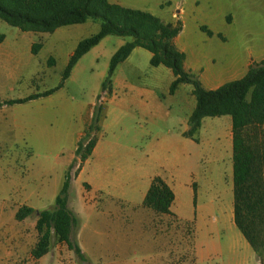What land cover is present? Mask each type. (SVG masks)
<instances>
[{"label":"rangeland","instance_id":"obj_1","mask_svg":"<svg viewBox=\"0 0 264 264\" xmlns=\"http://www.w3.org/2000/svg\"><path fill=\"white\" fill-rule=\"evenodd\" d=\"M110 1L147 10L164 22H182L176 46L206 61L202 71H193L206 88L240 77L248 35L264 29V0ZM202 23L226 40L201 32ZM99 26L98 19H88L46 33L22 31L0 19V264H257L253 250L248 246L247 252L239 243L236 234L243 236L232 219L230 117L205 116L197 140L185 137L195 106L192 85L180 83L170 93L171 70L151 65L149 51L141 47L117 65L111 92L102 89L111 55L131 36L101 38L53 93L6 102L58 85L77 42ZM33 42H41L36 54L31 53ZM217 71H223L218 78ZM99 106L102 120L92 132L101 136L98 154L80 174L78 160L69 169L67 206L78 218L70 237L84 259L53 234L48 252L35 259L31 249L38 239L37 211L53 205L78 132L83 137ZM102 150L111 153L104 170L97 160ZM154 175L172 178L173 208L186 220L141 205ZM90 176L113 184L118 195L125 179L127 197H94L83 182ZM22 205L34 211L16 220L14 213ZM193 245L198 249L194 259ZM262 259L264 264V250Z\"/></svg>","mask_w":264,"mask_h":264},{"label":"trees","instance_id":"obj_2","mask_svg":"<svg viewBox=\"0 0 264 264\" xmlns=\"http://www.w3.org/2000/svg\"><path fill=\"white\" fill-rule=\"evenodd\" d=\"M0 19L22 31L53 32L60 26L83 23L88 19L100 21L99 30L79 40L70 54L62 72L61 81L53 88L33 93L22 98L6 101L8 104L23 103L47 96L62 86L63 81L77 60L91 46L108 34L131 36L132 40L117 47L110 57L102 89L111 92V84L117 65L135 47L149 51V63L163 65L171 70L173 80L169 92L173 93L180 83L192 85L195 97L184 136L197 140L195 133L205 116L228 115L230 117L232 146V217L237 229L256 253L262 264L264 250V58L252 62L245 73L228 80L214 89L205 88L198 77L185 69V53L174 44V38L182 29L181 22H164L155 14L139 8L123 6L109 0H0ZM200 29L211 36L205 25ZM3 35L0 34V41ZM41 42L31 44V53L36 54ZM47 63L53 64L49 58ZM97 106V105H96ZM103 108L92 113L83 137L76 142L74 158L64 174L62 185L54 198L51 208L37 211L35 229L38 239L31 249L33 258L38 259L48 252L50 236L66 244L68 249L84 259L78 243L70 237L78 223L77 216L68 208L67 199L70 185L69 169L77 160L79 169L89 157L96 143L92 132L99 130ZM79 171V170H78ZM77 171V173H78ZM174 192L159 176L151 178L141 205L156 214L170 213ZM31 206L22 205L14 213L16 220H22L33 212Z\"/></svg>","mask_w":264,"mask_h":264},{"label":"crops","instance_id":"obj_3","mask_svg":"<svg viewBox=\"0 0 264 264\" xmlns=\"http://www.w3.org/2000/svg\"><path fill=\"white\" fill-rule=\"evenodd\" d=\"M110 1V0H109ZM110 2H114V3H118L117 1H110ZM118 4H120V3H118ZM121 5V4H120ZM177 11V8L175 9V12ZM229 17V16H228ZM230 21H232V18L230 17ZM172 23V22H171ZM173 24H175V22L173 23ZM181 24H182V22H181ZM201 25H205V24H199V30L201 31V32H203V33H205L206 34V32H204V31H202L201 29H200V26ZM208 29H210L211 31H212V35L211 36H214V35H216V36H218L222 41H225L226 40V38H225V35L224 34H222L220 31H216V30H214V29H212V28H210L209 26H207V25H205ZM182 30H183V24H182V29H181V31L177 34V36H175V38H174V44H175V46H176V39L178 38V36H179V34L182 32ZM207 35V34H206ZM207 36H209V35H207ZM248 42H250V44H249V47L246 49L247 50V52H248V58L247 59H244V62H243V72H242V74H240V77L245 73V71L247 70V68H248V66L253 62V61H258V60H261V59H263L264 58V53H261V50L262 49H264V29L263 30H260L259 32H254V33H250L249 35H248ZM253 44H255L254 45V47L252 48V45ZM261 45H263V46H261ZM177 48H178V46H176ZM179 50H181V51H183L184 53H185V50L183 49V48H178ZM149 55H150V53H149ZM254 55V56H253ZM203 63H206V61H204V60H202V57L200 56V55H191L190 57L189 56H187V54H185V59H184V67H185V69H187V70H190L191 72H193V71H195V70H200V71H202V65H203ZM232 71L236 74V73H238L237 72V69L236 68H234V69H232ZM223 73V71H217V72H214V75H215V77H220L221 76V74ZM239 78V77H238ZM112 82H113V78H112ZM201 82V81H200ZM222 83H224V82H219L217 85H214L213 87H211V88H207V89H214V88H216V87H218L219 85H221ZM201 84L203 85V83L201 82ZM206 88V87H205ZM142 106L144 107L145 105L144 104H142ZM90 120V119H89ZM88 120V121H89ZM87 121V122H88ZM86 122V123H87ZM81 132L82 131H80V132H78V135H77V140L79 139V136L81 135ZM102 140H101V136H99V137H97V140H96V143H95V145H94V147H93V149H92V152H91V154L89 155V157L83 162V164L81 165V167H80V169H79V171H78V173H77V175L78 174H80L81 172H83V170L85 169V166H86V164L89 162V160L90 159H93V158H95L96 157V155L98 154V147H99V144H100V142H101ZM77 142V141H76ZM76 147V146H75ZM110 155H111V153H108L107 151H105V150H102L101 152H100V157L99 158H97V160H98V163H100L99 164V166H101V169L102 170H104L105 168H106V162L110 159ZM74 158V155H73V157H72V159ZM72 159L70 160V162L72 161ZM69 162V163H70ZM155 176V175H154ZM153 177V176H152ZM151 177V178H152ZM169 186H170V188L173 190V192H174V200H173V202L171 203V205H170V213H168V214H165V215H170V216H173V217H175L176 219H178V220H186V219H184V218H182V217H180L179 216V214H178V212L176 211V210H174V208H173V206H174V204H175V201H176V192H175V189H174V187H173V180H172V178H168V177H166V176H160ZM151 178H150V180H151ZM150 180H149V182H148V184H147V186H146V188H145V190H144V192H143V196H144V194H145V192H146V190H147V188H148V186H149V183H150ZM83 182H85L87 185H88V187H89V190L88 191H93V194H94V197H95V195H97V194H99V195H106V196H109V197H111V198H117V199H125L126 197H127V192L125 191V189H126V186H127V183H126V181H125V179H124V181H123V194H120V195H118V194H116V187L113 185V184H111V183H109V184H104V183H102V182H100L99 181V179L97 178V177H95V176H90L88 179H86L85 181H83ZM143 196H142V199H143ZM79 212H77V214H78ZM155 213V212H154ZM156 214V213H155ZM78 217H79V215H78ZM232 219H233V217H232ZM189 221V220H188ZM193 231V230H192ZM192 234H193V232H192ZM242 235V234H241ZM236 236H237V239H238V241H239V243L242 245V247L247 251V252H250V251H248V250H250V249H248L249 247H250V245L247 243V241L244 239V237L242 238L239 234H236ZM195 238H196V236H195ZM245 240V241H244ZM249 246V247H248ZM192 248H193V259H194V257H196V255H197V253H198V249H197V247L195 246L194 247V245L192 246ZM251 248V247H250ZM252 249V248H251ZM253 250V249H252ZM254 252V251H253ZM254 254L256 255V253L254 252ZM256 257H257V255H256ZM257 260V264H260V261H259V259L257 258L256 259Z\"/></svg>","mask_w":264,"mask_h":264},{"label":"built area","instance_id":"obj_4","mask_svg":"<svg viewBox=\"0 0 264 264\" xmlns=\"http://www.w3.org/2000/svg\"><path fill=\"white\" fill-rule=\"evenodd\" d=\"M180 11V10H179Z\"/></svg>","mask_w":264,"mask_h":264}]
</instances>
